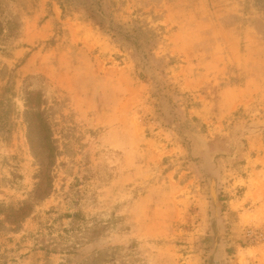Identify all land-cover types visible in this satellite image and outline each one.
Here are the masks:
<instances>
[{
	"label": "rangeland",
	"instance_id": "1",
	"mask_svg": "<svg viewBox=\"0 0 264 264\" xmlns=\"http://www.w3.org/2000/svg\"><path fill=\"white\" fill-rule=\"evenodd\" d=\"M258 73L264 0H0V264H264Z\"/></svg>",
	"mask_w": 264,
	"mask_h": 264
},
{
	"label": "built area",
	"instance_id": "2",
	"mask_svg": "<svg viewBox=\"0 0 264 264\" xmlns=\"http://www.w3.org/2000/svg\"><path fill=\"white\" fill-rule=\"evenodd\" d=\"M247 235L249 238L260 239L264 241V229H248Z\"/></svg>",
	"mask_w": 264,
	"mask_h": 264
},
{
	"label": "crops",
	"instance_id": "3",
	"mask_svg": "<svg viewBox=\"0 0 264 264\" xmlns=\"http://www.w3.org/2000/svg\"><path fill=\"white\" fill-rule=\"evenodd\" d=\"M258 78H259L261 81H264V73H258Z\"/></svg>",
	"mask_w": 264,
	"mask_h": 264
},
{
	"label": "trees",
	"instance_id": "4",
	"mask_svg": "<svg viewBox=\"0 0 264 264\" xmlns=\"http://www.w3.org/2000/svg\"><path fill=\"white\" fill-rule=\"evenodd\" d=\"M52 150H53V148L51 147V151H52ZM40 183H41V181H40ZM38 185H39V184H38ZM45 194H46V193H45ZM45 194H44V195H45Z\"/></svg>",
	"mask_w": 264,
	"mask_h": 264
}]
</instances>
